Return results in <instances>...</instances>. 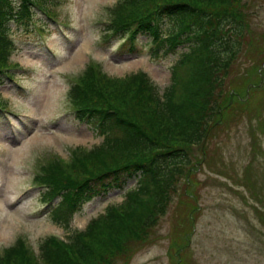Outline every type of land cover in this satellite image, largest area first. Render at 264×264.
<instances>
[{
  "label": "trees",
  "instance_id": "obj_1",
  "mask_svg": "<svg viewBox=\"0 0 264 264\" xmlns=\"http://www.w3.org/2000/svg\"><path fill=\"white\" fill-rule=\"evenodd\" d=\"M262 2L117 0L113 25L107 30L121 37L122 44L133 50L136 36L143 33L149 35V51L155 54L176 53L180 46L186 50L178 53L171 82L161 94L141 71L120 77L92 63L72 79L67 93L70 110L77 120L94 124L102 142L89 149L75 147L67 159L48 156L39 162L32 181L40 190L39 205L67 233L62 238L46 236L39 253L20 237L4 249L0 264H129L136 251L157 239L151 229L171 205L184 208L190 217L198 206L191 166L198 162L202 168L206 152L216 149L218 132L237 123L241 110L255 108L264 94V43L252 32V19ZM56 5L58 0H0V85L16 80L14 70L19 67L11 58L16 51L13 33L18 31L13 32L10 23L22 25L26 35L37 32L47 38L49 23L34 16L38 10L55 21ZM167 19L171 22L163 32ZM245 54L251 56L244 69L238 61ZM222 162L220 155L211 161L219 166ZM250 175L241 185L253 189ZM130 178L136 179L135 185L121 202L108 203L83 229L70 228L73 215L91 198L123 187ZM259 202L257 213L264 225ZM181 224L176 223L174 232ZM192 224L187 221L193 228ZM189 231L178 236L183 249ZM171 244L175 255L173 240ZM176 256L181 262L182 256Z\"/></svg>",
  "mask_w": 264,
  "mask_h": 264
},
{
  "label": "rangeland",
  "instance_id": "obj_2",
  "mask_svg": "<svg viewBox=\"0 0 264 264\" xmlns=\"http://www.w3.org/2000/svg\"><path fill=\"white\" fill-rule=\"evenodd\" d=\"M259 1L263 2L252 19V32L264 43V0ZM114 5L115 0H58L55 21L37 10L34 18L38 21L41 17L46 25L49 23L45 41L39 33L26 35L22 25L10 23L11 30L18 31L13 33L16 51L11 58L19 68L14 70L16 80L0 85V100L6 107L0 109V255L20 237L39 253L38 245L46 236L62 238L67 233L48 216L40 215V190H33L30 183L39 162L48 156L67 159L75 147L89 149L102 142L97 127L77 120L70 110L67 93L72 79L92 63L120 77L141 71L153 80L161 94L171 82L178 53L186 50L180 46L177 54H155L156 50L149 51V35L143 33L136 36L133 50L129 49L128 44L121 43V37L107 30L113 25ZM170 22L165 21L163 32ZM53 48L54 53L50 50ZM250 56L239 58L244 69L250 64ZM262 96L255 108L241 110L239 121L225 125L226 129L214 137L216 149L211 148L203 159L208 164L199 168L201 165L194 162L191 166L194 173L190 181L198 183L192 192L198 195L197 210L191 215L195 212L196 219L186 217L184 208L177 204L171 205L158 226L151 229L157 239L136 251L129 264H264V225L257 213L259 201L264 206ZM218 155L223 161L220 166L211 163ZM249 175L248 183L254 185L253 189L251 185H241ZM135 182V178H130L123 187L95 196L72 217L70 228L83 229L108 203L121 202L124 192ZM29 190L33 191L27 193ZM187 221L193 223V228ZM180 222L184 224L174 232ZM188 229L190 236L183 249L178 236ZM172 240L177 249L175 255L170 252ZM176 255L182 256L181 262Z\"/></svg>",
  "mask_w": 264,
  "mask_h": 264
}]
</instances>
